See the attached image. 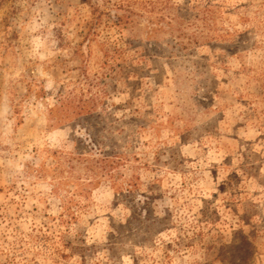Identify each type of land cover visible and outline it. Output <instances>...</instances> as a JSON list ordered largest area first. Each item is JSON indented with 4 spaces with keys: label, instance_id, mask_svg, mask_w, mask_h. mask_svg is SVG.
I'll use <instances>...</instances> for the list:
<instances>
[{
    "label": "rangeland",
    "instance_id": "obj_1",
    "mask_svg": "<svg viewBox=\"0 0 264 264\" xmlns=\"http://www.w3.org/2000/svg\"><path fill=\"white\" fill-rule=\"evenodd\" d=\"M0 264H264V0H0Z\"/></svg>",
    "mask_w": 264,
    "mask_h": 264
},
{
    "label": "trees",
    "instance_id": "obj_2",
    "mask_svg": "<svg viewBox=\"0 0 264 264\" xmlns=\"http://www.w3.org/2000/svg\"><path fill=\"white\" fill-rule=\"evenodd\" d=\"M84 115H86L85 114V112H83L82 110H79V111H77V112H75L74 113V117H75V119L77 118H83V117H85ZM90 183H92V184H94V181H90ZM89 185H91V184H89Z\"/></svg>",
    "mask_w": 264,
    "mask_h": 264
}]
</instances>
